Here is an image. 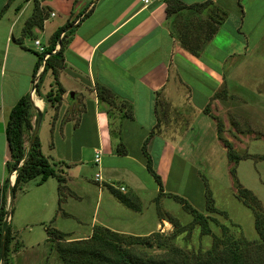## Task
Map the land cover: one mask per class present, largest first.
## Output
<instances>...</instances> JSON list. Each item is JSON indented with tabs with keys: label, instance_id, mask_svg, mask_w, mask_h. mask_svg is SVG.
Returning a JSON list of instances; mask_svg holds the SVG:
<instances>
[{
	"label": "crops",
	"instance_id": "obj_1",
	"mask_svg": "<svg viewBox=\"0 0 264 264\" xmlns=\"http://www.w3.org/2000/svg\"><path fill=\"white\" fill-rule=\"evenodd\" d=\"M175 5L183 7L167 14V8ZM35 8L41 15L28 29L26 22ZM64 27L63 32L72 28V34L67 35L62 66L54 73L48 70L37 88L44 64L36 65L41 53L34 40L54 53L59 40L53 46V34ZM43 36L48 38L46 43ZM258 50L264 56V0H150L148 4L143 0H0V199H6L5 219L14 198L11 176L13 183L16 176L6 167L10 150L5 123L21 96L30 95L33 127L37 113L42 114L36 136L56 170L45 182L38 184L37 176L17 190L30 193L32 187L42 188L19 202L24 219L38 208L46 214L52 211L51 221L66 215L59 211L68 205L69 197L82 199L77 194H85L83 174L91 170H96L99 197L102 186L117 203L141 213L139 192L146 188L147 178L157 195L180 196L178 185H168L171 174L180 178L184 174L180 166L188 165L179 150L190 146L185 140L188 131L203 117L208 125L222 122L217 117H224L219 102L234 91L230 79L236 68L257 59ZM55 83L63 93L51 103L45 94L57 89ZM100 86L111 91L109 101L100 98ZM233 93L240 101V94ZM30 141L25 135L26 151ZM96 150H101L98 161ZM147 158L160 184L148 170ZM51 179L54 184L48 182ZM70 182H75V189ZM128 194L123 201L121 196ZM107 218L98 226L138 236L151 232L114 229L108 227L109 214ZM162 221L167 220L162 217ZM8 224L11 259L18 251V240L9 218ZM62 233L66 240L81 237Z\"/></svg>",
	"mask_w": 264,
	"mask_h": 264
},
{
	"label": "rangeland",
	"instance_id": "obj_2",
	"mask_svg": "<svg viewBox=\"0 0 264 264\" xmlns=\"http://www.w3.org/2000/svg\"><path fill=\"white\" fill-rule=\"evenodd\" d=\"M41 38L46 43L47 36ZM258 51L256 60L250 59L236 68L231 77L229 87L234 91L219 102L224 117H217L222 122L208 125V119L203 117L187 133L185 140L190 141V146L179 148L188 165L180 166L184 170L180 178L171 174L168 188L178 185L180 197L197 212L193 214L171 195H160L159 201L154 200L157 192L152 190L153 183L148 178L146 188L139 192L142 212H134L117 203L102 186L103 194L99 197L100 187L94 179L96 170H91L83 174L85 194L76 193L82 199L69 197L68 205L64 204L59 211L66 215L56 222L51 221L52 211L46 214L39 208L32 210L26 219L21 216L19 202L23 197L28 200L42 188L32 187L30 193L19 190L14 194L8 212L9 223L17 233L18 251L11 263L62 264L53 241L47 239L49 231L73 232L81 236L78 240H83L109 214L108 227L133 233L151 231L141 235L147 236L148 245L132 247L149 260L169 264H229L230 251H236L243 253V264H264V236L255 227L257 218L264 234V56L262 50ZM235 91L240 94V101ZM224 118H228L226 126L222 125ZM74 183H69L70 188L75 189ZM162 217L170 223H162ZM157 222L162 224L157 227Z\"/></svg>",
	"mask_w": 264,
	"mask_h": 264
},
{
	"label": "trees",
	"instance_id": "obj_3",
	"mask_svg": "<svg viewBox=\"0 0 264 264\" xmlns=\"http://www.w3.org/2000/svg\"><path fill=\"white\" fill-rule=\"evenodd\" d=\"M183 6L175 5L167 8V14L182 9ZM41 11L38 8L34 9L31 17L26 22V28H30L36 22V18L40 17ZM85 15V14H84ZM65 29L61 28L53 34V46L59 40V49L52 53L49 48L43 53L39 54L36 62L37 67L43 61L44 54H48V58L43 62V71L40 74L36 86L43 80L45 73L51 70L56 72L62 66L63 50L69 40L67 35L72 34V28L65 31L64 37L59 38L61 32ZM216 27L213 28V32ZM57 86L58 83H55ZM63 93L62 88L58 85L56 90H49L45 97L51 103L57 102L60 95ZM98 94L104 101H109L112 98V93L104 86L98 88ZM37 100V99H36ZM33 106L29 94L21 96L11 108L6 123H5V137L10 150V161L6 163L7 169L15 170L16 176L13 185L10 187L13 194L25 183L37 176H39L38 184L45 182L49 177L56 175V170L48 159L44 156L40 149V142L38 137L35 136L32 141V146L26 151L24 147V136L27 135L31 140L33 124ZM147 168L152 173L155 180L160 184L159 176L152 169V163L147 158ZM61 181V177L58 176ZM248 194V193H247ZM160 194L156 196L159 201ZM175 200H178L183 206L191 209L194 214L197 212L186 200L180 196L173 195ZM123 201H127L126 195L121 196ZM246 202V201H245ZM252 205V204H251ZM213 209V208H212ZM6 199H0V243L2 234V225L5 220ZM264 221V220H263ZM258 220L255 218V227L259 230L262 238L264 236L262 228L257 225ZM49 237L53 241V248L56 249L60 262L62 264H169L168 262H157L144 258L140 252L135 251L133 245H148L147 236H135L132 234L120 233L112 231L103 226H94L91 235L83 240H66L65 234L58 230L49 231ZM264 240V238H263ZM11 242L10 226L7 225L6 229V243L2 264H12L9 259V246ZM229 264H243L244 256L241 252L230 251ZM1 260V259H0ZM211 264V263H210Z\"/></svg>",
	"mask_w": 264,
	"mask_h": 264
},
{
	"label": "water",
	"instance_id": "obj_4",
	"mask_svg": "<svg viewBox=\"0 0 264 264\" xmlns=\"http://www.w3.org/2000/svg\"><path fill=\"white\" fill-rule=\"evenodd\" d=\"M41 117L42 114L40 112L37 113V120H36V124L33 127V131H32V137H31V141H30V146H32V141L34 139V137L36 136V133L38 131L39 125H40V121H41ZM7 225H8V219L6 218L3 222L2 225V234H1V243H0V261L2 262V258L4 255V249H5V243H6V229H7Z\"/></svg>",
	"mask_w": 264,
	"mask_h": 264
},
{
	"label": "built area",
	"instance_id": "obj_5",
	"mask_svg": "<svg viewBox=\"0 0 264 264\" xmlns=\"http://www.w3.org/2000/svg\"><path fill=\"white\" fill-rule=\"evenodd\" d=\"M144 2H145V4H148V3H150V0H143ZM52 15H54V13H52ZM64 34H65V32H62L60 35H59V38H63L64 37ZM34 45L38 48V51L40 52V53H43L44 51H45V49H44V47L43 46H41V44H40V41L37 39V40H34ZM59 47H60V45L58 44V45H56V50H58L59 49ZM48 54H44V56H43V62L48 58ZM34 89L32 90V93H34ZM100 154H101V150H96L95 151V161H98L99 159H100ZM13 174L15 173V170L12 172ZM96 176V178L97 179H100V176H99V174H96L95 175ZM10 178V177H9ZM11 178H12V181H11V185H13V175L11 176ZM10 178V179H11ZM1 186H2V183H1ZM121 190H123V188H121ZM9 217H7V219H8Z\"/></svg>",
	"mask_w": 264,
	"mask_h": 264
}]
</instances>
